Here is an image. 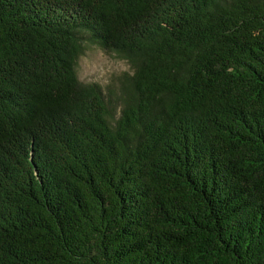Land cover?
Returning a JSON list of instances; mask_svg holds the SVG:
<instances>
[{"label": "trees", "instance_id": "16d2710c", "mask_svg": "<svg viewBox=\"0 0 264 264\" xmlns=\"http://www.w3.org/2000/svg\"><path fill=\"white\" fill-rule=\"evenodd\" d=\"M0 264H264V0H0Z\"/></svg>", "mask_w": 264, "mask_h": 264}, {"label": "rangeland", "instance_id": "374dc122", "mask_svg": "<svg viewBox=\"0 0 264 264\" xmlns=\"http://www.w3.org/2000/svg\"><path fill=\"white\" fill-rule=\"evenodd\" d=\"M127 61L115 54L105 52L97 46H87L77 62L76 73L83 84H97L106 91L108 86L117 84V78L130 74Z\"/></svg>", "mask_w": 264, "mask_h": 264}]
</instances>
